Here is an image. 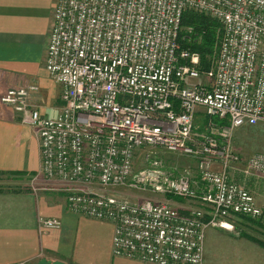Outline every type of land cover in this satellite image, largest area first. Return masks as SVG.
I'll list each match as a JSON object with an SVG mask.
<instances>
[{"label":"built area","instance_id":"obj_1","mask_svg":"<svg viewBox=\"0 0 264 264\" xmlns=\"http://www.w3.org/2000/svg\"><path fill=\"white\" fill-rule=\"evenodd\" d=\"M186 11L221 25L206 70L179 45ZM45 70L61 89L56 117L30 104L37 86L0 98L38 141L31 189L62 193L72 213L111 223L115 257L202 264L206 229L261 215L230 174L241 164L242 177H264V154L243 161L231 146L234 131L264 124V0H56ZM156 150L192 160L193 171L166 167ZM119 187L154 199L109 192ZM170 196L191 205L157 198ZM38 225L61 222L39 217Z\"/></svg>","mask_w":264,"mask_h":264},{"label":"crops","instance_id":"obj_2","mask_svg":"<svg viewBox=\"0 0 264 264\" xmlns=\"http://www.w3.org/2000/svg\"><path fill=\"white\" fill-rule=\"evenodd\" d=\"M55 2L0 0V98L10 88L37 86L29 102L49 118L56 117L62 106L60 86L45 70ZM39 168V144L33 129L21 124L19 115L0 102V264H38L42 260L63 264H148L113 255L111 223L72 213L62 193H33L30 183ZM253 193L260 205V193ZM39 217L58 219L60 229H41ZM225 231L228 230L206 229L202 264H207L209 238Z\"/></svg>","mask_w":264,"mask_h":264},{"label":"rangeland","instance_id":"obj_3","mask_svg":"<svg viewBox=\"0 0 264 264\" xmlns=\"http://www.w3.org/2000/svg\"><path fill=\"white\" fill-rule=\"evenodd\" d=\"M193 12V11H192ZM195 13V12H194ZM209 17V16H207ZM212 19L211 17H209ZM215 20V19H213ZM216 21V20H215ZM217 22V21H216ZM219 24V22H217ZM220 25V24H219ZM221 29V25H220ZM182 30V22H181ZM185 31L190 33L191 28L186 27ZM221 36V30H220ZM220 36L218 38L217 44L215 46L214 56L216 54L217 46L219 44ZM202 68L203 70L208 69ZM203 115L200 114L196 121V128L198 131H204V121ZM231 146L234 153L240 155L243 161L255 154H264V124H258L256 126H244L233 132L231 137ZM148 150V149H147ZM153 150V149H152ZM157 156H160L164 165L168 168H175L176 171L189 168L192 172L194 169V162L184 156L175 155L170 153H164L162 151L156 150ZM140 156V155H139ZM148 165V163H146ZM145 165L141 159L138 157L136 168L143 167ZM237 170L242 168V165H236ZM232 171L230 176L235 182L244 183L246 188L250 191H258L260 193L259 200L261 208V215L257 218L247 221L241 219V217L235 218L232 226L233 228L225 231L221 234L212 235L207 243L206 256L207 264H264V248L260 247L256 242L250 241L249 239H243L241 234L247 233L259 241L264 242V227L258 228L255 226V222L263 221L264 224V177L261 176H249L244 178L238 171ZM2 181V180H1ZM257 183H260L259 185ZM261 187V188H257ZM263 187V188H262ZM257 188V189H256ZM109 192L126 198L130 201H138L141 199H154L152 195L146 193L134 192L130 189L119 187L110 189ZM163 202L167 201L173 206L179 208L189 207L191 203L184 199H179L176 197H157ZM155 198V199H157ZM195 205V204H192ZM263 215V216H262ZM249 240V241H248ZM209 262V263H208ZM203 263V260H202Z\"/></svg>","mask_w":264,"mask_h":264},{"label":"trees","instance_id":"obj_4","mask_svg":"<svg viewBox=\"0 0 264 264\" xmlns=\"http://www.w3.org/2000/svg\"><path fill=\"white\" fill-rule=\"evenodd\" d=\"M186 27L191 28L190 33L185 31ZM220 30V25L215 20L210 19L205 15L186 11L182 17V30L179 36V45L181 49L198 54L200 57L201 68L205 69L209 67L213 60L215 46L220 36ZM241 219L251 221L253 218L241 217ZM262 222V220H258L254 224L258 228H262L264 227ZM241 236L264 247V242L262 240H256L255 237L247 233H242Z\"/></svg>","mask_w":264,"mask_h":264},{"label":"water","instance_id":"obj_5","mask_svg":"<svg viewBox=\"0 0 264 264\" xmlns=\"http://www.w3.org/2000/svg\"><path fill=\"white\" fill-rule=\"evenodd\" d=\"M38 264H63V263H61V262L49 263V262H47V261H45V260H42V261H40Z\"/></svg>","mask_w":264,"mask_h":264}]
</instances>
